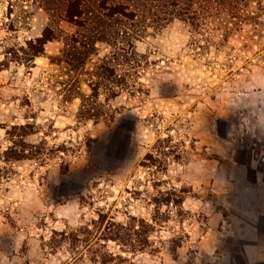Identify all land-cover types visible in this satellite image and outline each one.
Listing matches in <instances>:
<instances>
[{
  "label": "rangeland",
  "instance_id": "rangeland-1",
  "mask_svg": "<svg viewBox=\"0 0 264 264\" xmlns=\"http://www.w3.org/2000/svg\"><path fill=\"white\" fill-rule=\"evenodd\" d=\"M45 1L0 0V62L42 34ZM135 45L130 86L86 101L99 119L80 113L87 75L49 58L62 40L0 73V264H223L235 247L264 184V0H192Z\"/></svg>",
  "mask_w": 264,
  "mask_h": 264
},
{
  "label": "trees",
  "instance_id": "trees-1",
  "mask_svg": "<svg viewBox=\"0 0 264 264\" xmlns=\"http://www.w3.org/2000/svg\"><path fill=\"white\" fill-rule=\"evenodd\" d=\"M43 5L50 21L42 34L27 40V47L18 48L25 54L23 57L14 54L8 59L7 52L12 50L5 51L0 69L8 68L11 60L33 63L37 56L45 54L47 42L62 40L59 53L49 58L53 63H65L77 73V80L87 75L84 80L89 82L92 93L82 94L80 113L82 117L99 119L103 110L88 107L86 101L97 102L101 91L109 100L128 88L142 65L135 42L149 27L158 31L175 17L189 19L192 0H46ZM60 19L71 22L76 29L64 34L56 25ZM104 49L107 52L102 55Z\"/></svg>",
  "mask_w": 264,
  "mask_h": 264
},
{
  "label": "crops",
  "instance_id": "crops-1",
  "mask_svg": "<svg viewBox=\"0 0 264 264\" xmlns=\"http://www.w3.org/2000/svg\"><path fill=\"white\" fill-rule=\"evenodd\" d=\"M53 41L47 42L45 46L51 45ZM6 71L9 69H0V73ZM0 114H4V110L0 109ZM245 192L246 202L243 200L242 206L249 207L250 214L244 216L242 232L233 235L231 240L236 245L227 248L222 258L223 264H264V184L255 182L250 191Z\"/></svg>",
  "mask_w": 264,
  "mask_h": 264
},
{
  "label": "water",
  "instance_id": "water-1",
  "mask_svg": "<svg viewBox=\"0 0 264 264\" xmlns=\"http://www.w3.org/2000/svg\"><path fill=\"white\" fill-rule=\"evenodd\" d=\"M128 133H129V132H128ZM116 137H117L118 139L121 138V137H122V131H121V132H115V133H114V138H113V140H114ZM114 141H115V140H114Z\"/></svg>",
  "mask_w": 264,
  "mask_h": 264
}]
</instances>
